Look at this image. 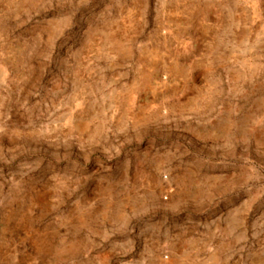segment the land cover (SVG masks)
<instances>
[{
  "label": "rangeland",
  "instance_id": "obj_1",
  "mask_svg": "<svg viewBox=\"0 0 264 264\" xmlns=\"http://www.w3.org/2000/svg\"><path fill=\"white\" fill-rule=\"evenodd\" d=\"M0 264H264V0H0Z\"/></svg>",
  "mask_w": 264,
  "mask_h": 264
},
{
  "label": "bare ground",
  "instance_id": "obj_2",
  "mask_svg": "<svg viewBox=\"0 0 264 264\" xmlns=\"http://www.w3.org/2000/svg\"><path fill=\"white\" fill-rule=\"evenodd\" d=\"M143 50V49H142ZM148 59V58H147Z\"/></svg>",
  "mask_w": 264,
  "mask_h": 264
}]
</instances>
